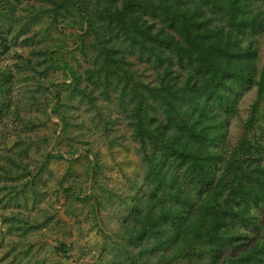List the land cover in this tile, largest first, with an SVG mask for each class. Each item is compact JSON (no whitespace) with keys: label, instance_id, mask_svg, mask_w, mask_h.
<instances>
[{"label":"trees","instance_id":"1","mask_svg":"<svg viewBox=\"0 0 264 264\" xmlns=\"http://www.w3.org/2000/svg\"><path fill=\"white\" fill-rule=\"evenodd\" d=\"M263 37L264 0H0V122L20 125L0 142V202L35 199L48 161L76 151L31 156L42 125L32 108L58 118L65 141L63 107L83 104L103 118L105 106L104 125L125 121L139 177L112 256L103 251L95 264H264ZM98 167L94 155L89 182ZM90 189L74 196L96 214ZM4 219L23 234L17 213Z\"/></svg>","mask_w":264,"mask_h":264},{"label":"rangeland","instance_id":"2","mask_svg":"<svg viewBox=\"0 0 264 264\" xmlns=\"http://www.w3.org/2000/svg\"><path fill=\"white\" fill-rule=\"evenodd\" d=\"M261 42L260 57L263 61L264 37ZM12 61L11 56L2 58V63ZM78 62L74 61L75 68H79ZM53 76L58 82L64 80L60 71ZM20 86L11 94L13 101L20 97ZM252 97L253 91L244 94L240 119L247 115ZM63 108L69 120V139L65 141L57 135L56 124L59 119H48L32 108L31 114L40 116L42 125L37 128L31 156L41 158L39 153L52 149L63 153L70 145L76 151L73 155L53 157L48 161L43 173L46 180L37 185L39 195L35 199L13 205L0 202V264H95L103 251L104 259L112 256L107 248L118 238L119 213L127 211L124 205L125 194L139 177L134 142L122 118L115 124L104 125L107 115L105 106L101 108L103 118L94 115L83 104L75 103ZM23 112L20 111L21 114ZM238 120H232L230 131L233 139L240 130ZM19 126L12 116L4 117L0 122V142L3 135L10 133L7 137L12 138ZM104 127L108 128L107 133ZM3 145L0 143V149ZM35 147L39 151L33 153ZM85 149L90 150L88 155ZM94 155L98 158L99 167L96 177L89 182L86 168ZM61 184L70 185L72 189L67 192L60 188ZM89 186L101 200L96 214L92 213L94 210L90 207L92 201L84 203L74 196L77 189H80L81 194L88 193ZM12 212L17 213L18 219H23L17 224L26 223L23 225V234L10 230L9 222L4 219ZM44 221L45 224L41 225ZM60 243L68 246L67 256L56 251Z\"/></svg>","mask_w":264,"mask_h":264}]
</instances>
